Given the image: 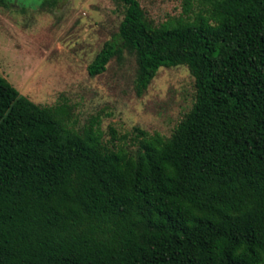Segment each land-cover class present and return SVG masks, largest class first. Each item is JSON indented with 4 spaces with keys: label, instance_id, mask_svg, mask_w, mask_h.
Listing matches in <instances>:
<instances>
[{
    "label": "trees",
    "instance_id": "16d2710c",
    "mask_svg": "<svg viewBox=\"0 0 264 264\" xmlns=\"http://www.w3.org/2000/svg\"><path fill=\"white\" fill-rule=\"evenodd\" d=\"M115 1L89 76L126 51L138 96L186 67L195 102L130 151L0 75V264H264V0H185L159 25Z\"/></svg>",
    "mask_w": 264,
    "mask_h": 264
},
{
    "label": "rangeland",
    "instance_id": "374dc122",
    "mask_svg": "<svg viewBox=\"0 0 264 264\" xmlns=\"http://www.w3.org/2000/svg\"><path fill=\"white\" fill-rule=\"evenodd\" d=\"M9 1L0 4V75L33 103L64 107L68 127H99L104 142L134 151L136 129L169 137L192 108L194 78L186 67L159 69L142 96L135 91V56L126 51L89 76L123 19L115 0ZM138 1L154 25L181 15L185 2Z\"/></svg>",
    "mask_w": 264,
    "mask_h": 264
}]
</instances>
